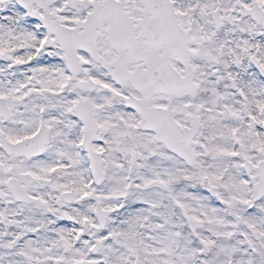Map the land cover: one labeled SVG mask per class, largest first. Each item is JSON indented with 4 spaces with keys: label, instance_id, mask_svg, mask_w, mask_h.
<instances>
[{
    "label": "snow or ice",
    "instance_id": "6c2138e0",
    "mask_svg": "<svg viewBox=\"0 0 264 264\" xmlns=\"http://www.w3.org/2000/svg\"><path fill=\"white\" fill-rule=\"evenodd\" d=\"M0 264H264V0H0Z\"/></svg>",
    "mask_w": 264,
    "mask_h": 264
}]
</instances>
